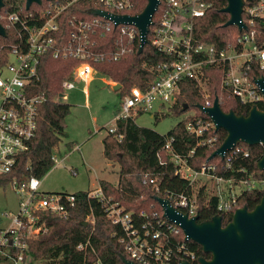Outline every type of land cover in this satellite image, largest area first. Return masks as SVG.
I'll return each instance as SVG.
<instances>
[{
    "label": "built area",
    "instance_id": "obj_1",
    "mask_svg": "<svg viewBox=\"0 0 264 264\" xmlns=\"http://www.w3.org/2000/svg\"><path fill=\"white\" fill-rule=\"evenodd\" d=\"M43 1L45 6L40 10L31 11V6L37 5L32 3L23 14L0 13V25L5 31H11L7 42L0 44V176L11 173L17 157L29 149L35 137L38 108L47 100L43 94L34 91L42 58L50 56L76 62L53 99L60 102L61 94L74 89L76 82L88 84L92 81L97 73L94 64L105 58L114 62L125 60L134 45L140 46L139 31L133 24H116L111 18L93 12L100 10L118 17L135 16L129 13L130 0H92L94 7L88 9L86 18L76 13L67 14L83 0ZM43 1L38 6H42ZM208 7L205 0H160L147 36L150 33L151 45L157 52L167 55V61L146 90L132 87L120 96L114 126L107 128L106 133H114L115 123L120 120H135L142 113L156 116L165 104L173 106L183 81H192L204 99L201 106L211 107L213 100L209 98L206 67L222 71L221 93L235 99L248 112L253 107L264 106L263 94L256 83L259 78L264 80V41L259 43L257 40L258 31H261L260 35L264 34V27L258 25L259 20L264 24V0H243L241 18L245 28L237 30L239 34L222 48L200 42L194 36V23L204 16ZM113 30L112 51H100L99 35L104 37ZM84 94H87L86 89ZM156 105L159 108L152 113ZM186 131L196 139L195 148L212 147L217 142L215 125L210 118L189 121ZM117 138L120 140L122 136ZM171 142L167 139L162 151L169 156L173 176L185 180L190 189L169 192L165 196L175 210L188 218L197 216V190L200 187H204L207 197L216 198V210L225 216L239 208L237 199L243 193L256 190L264 193V175L257 179L224 178L216 174L213 164L193 170L185 157L173 152ZM235 146L230 150L232 154L239 151V148L234 150ZM193 154L194 149L187 157ZM157 158L160 165L165 164L160 154ZM51 161L55 166L63 158L53 153ZM226 166H229L228 159ZM143 184L152 185L159 191L155 178L146 175ZM40 185L41 180L34 176L14 179L7 185L17 196V207L0 219L3 222L0 226V264H30L29 242L46 231L39 221L40 213L47 211L64 216L74 205L73 193H43ZM88 198L100 203L106 218L118 228L119 242L133 264H181L183 261L198 264L199 257L186 246L188 240L184 235L183 241H173L182 233L174 223L163 217L164 220H147L137 225L132 213L105 197L100 188L88 192ZM139 217L145 216L141 213ZM86 221L92 224V216L88 215ZM88 246L89 241L76 248L83 251ZM92 264L102 263L96 260Z\"/></svg>",
    "mask_w": 264,
    "mask_h": 264
},
{
    "label": "trees",
    "instance_id": "obj_2",
    "mask_svg": "<svg viewBox=\"0 0 264 264\" xmlns=\"http://www.w3.org/2000/svg\"><path fill=\"white\" fill-rule=\"evenodd\" d=\"M130 1L131 15L140 14L147 4V0ZM92 2V0H83L67 14L76 13L79 17L86 18L88 9L94 7ZM205 2L209 7L204 16L196 19L193 26L194 36L200 42L212 44L217 48L225 47L232 41L233 36L239 34L236 27L224 26L229 20V15L222 12L226 2L224 0H205ZM3 3L0 13L26 12L24 0H4ZM44 6L43 1L42 6L32 5L30 10H40ZM261 21H258V25L264 27ZM4 32L5 36H0V44L7 42L11 31L4 30ZM112 32L104 37L99 35L97 42L102 44L100 51L101 49L108 53L112 51L115 31ZM260 33L261 31L257 32L259 43L264 41V34L260 35ZM147 39L148 43L141 52H138V46L134 45L125 60L114 62L105 58L94 64L98 74L121 86L117 90L120 96L128 93L132 87L146 90L156 80L161 73V66L167 61L168 56L157 52L151 45L150 33ZM75 65L76 62L70 59L56 60L50 56L42 58L38 70L39 81L34 84V91L43 94L47 100L38 108L35 137L30 142L29 149L17 157L11 173L0 176V188L6 187L14 179L20 180L28 176L41 179L52 169L51 155L57 151L59 142L66 136L64 121L70 113L68 104L55 102L53 99L61 91L62 81L68 78ZM204 72L208 78L209 98L213 100L217 97L220 108L225 113L231 110L236 115H247V109L240 106L232 97L221 93L222 71L218 68L206 67ZM203 102L204 99L196 85L192 81H183L180 85V93L170 110L176 117L192 110L194 112L192 116L179 121L165 135H160L146 127H139L135 124V120H120L115 123L114 133H106L102 139L103 157L118 164L119 180L116 185L100 181L99 188L105 197L117 202L126 212L132 213L135 224L136 221L137 225H140L147 220H164L156 198L166 199V193L190 189L185 180L172 174L173 166L168 161L169 156L162 151L167 139L172 140L173 152L185 157L187 165L193 170H199L204 164H213L216 167V174L224 178L257 179L264 175V171L261 172L257 168V163L264 154L262 145L248 146L239 143L234 148V150L239 148L237 153L232 154V151H229L223 159L219 157L209 159L226 137L223 130H217L215 132L217 142L214 146L195 148L196 139L186 131V123L196 118L208 119L198 109ZM263 108V105L259 107L260 110ZM119 135L122 136L120 140L117 138ZM192 149L194 154L187 157ZM157 154H160L165 164H159ZM146 175L156 179L159 191L152 185L143 184ZM262 194L263 191L258 190L243 193L237 199V207L246 206L248 210H252L259 203ZM73 196L74 205L64 216L47 211L40 213L39 221L45 225L46 231L29 242L30 264H92L96 260L102 264H124L121 256L127 259L128 256L119 242L120 231L106 218L100 203L88 198V191H77ZM141 213L145 217H139ZM88 215L92 216L93 223L84 226L82 222L86 221ZM217 215H222L224 226L231 220L232 212L227 216L220 214L216 210V198L207 197L204 187L198 188V222L209 221ZM182 237L183 234L180 233L173 241H183ZM87 241L89 246L85 250H77L79 244ZM186 246L194 251L197 257L207 260L211 258L209 253H204L201 247L192 241H187Z\"/></svg>",
    "mask_w": 264,
    "mask_h": 264
},
{
    "label": "water",
    "instance_id": "obj_3",
    "mask_svg": "<svg viewBox=\"0 0 264 264\" xmlns=\"http://www.w3.org/2000/svg\"><path fill=\"white\" fill-rule=\"evenodd\" d=\"M4 0H0V10ZM49 1V0H47ZM226 6L222 12L229 15L225 27L234 26L238 31L245 28L242 22L241 13L243 0H224ZM160 0H147L143 11L135 16H113L100 10H94L95 14L111 18L116 24H133L139 31L141 52L147 43L148 28L152 24V17L159 5ZM41 4V0H25V10L31 4ZM5 34L0 25V35ZM262 94L264 103V80H256ZM121 86L114 85L113 90L117 91ZM198 109L205 114L215 125V130H223L226 137L222 144L211 154L209 159L219 157L223 159L225 154L239 143L248 146H264V108H251L247 115H236L233 111L223 112L217 97L213 99L211 107L198 106ZM257 168L264 171V154L257 163ZM157 203L162 209L163 217L177 225L185 240L198 244L204 253H209V260L199 257L198 264H264V193L259 203L248 210L246 206L237 208L231 220L223 226L222 217L214 216L211 220L198 222V216L188 218L187 215L175 210L167 199L157 197ZM82 224L87 226V221ZM124 264H133L130 260L121 256ZM181 264H190L183 261Z\"/></svg>",
    "mask_w": 264,
    "mask_h": 264
},
{
    "label": "rangeland",
    "instance_id": "obj_4",
    "mask_svg": "<svg viewBox=\"0 0 264 264\" xmlns=\"http://www.w3.org/2000/svg\"><path fill=\"white\" fill-rule=\"evenodd\" d=\"M85 89L87 94H84ZM60 102L70 106V113L64 121L66 136L61 139L55 152L60 159L64 157V160L40 179V191L72 194L77 191L94 192L100 181L116 185L119 166L103 157L102 139L107 128L114 126L120 94L107 83L106 77L95 73L88 84L76 82L74 89L64 91ZM171 107L170 104H165L156 116L142 113L135 118V124L165 135L179 121L194 114L191 110L176 117L172 114ZM157 108L158 105L154 106L152 113ZM73 144L77 147L70 151ZM16 207L17 196L12 188H0V219L4 213L14 212ZM2 225L0 220V226Z\"/></svg>",
    "mask_w": 264,
    "mask_h": 264
},
{
    "label": "crops",
    "instance_id": "obj_5",
    "mask_svg": "<svg viewBox=\"0 0 264 264\" xmlns=\"http://www.w3.org/2000/svg\"><path fill=\"white\" fill-rule=\"evenodd\" d=\"M106 81H107L108 84H110V85L112 86V88L114 87L115 83L111 82V81L108 80L107 78H106ZM76 147H77V145L73 144V145L71 146L70 151L74 150ZM63 160H64V157H63ZM98 188H99V187H98Z\"/></svg>",
    "mask_w": 264,
    "mask_h": 264
}]
</instances>
